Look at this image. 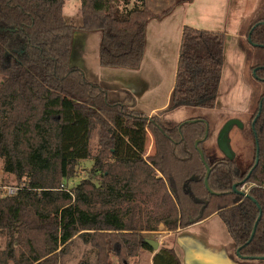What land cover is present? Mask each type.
Instances as JSON below:
<instances>
[{"label":"trees","instance_id":"trees-1","mask_svg":"<svg viewBox=\"0 0 264 264\" xmlns=\"http://www.w3.org/2000/svg\"><path fill=\"white\" fill-rule=\"evenodd\" d=\"M78 1L76 28L63 17L65 0H0V161L24 186L0 198V264H59L76 238L93 249L95 264H136L141 252L151 264H181L171 247L154 251L146 240L160 225L175 232L213 214L234 251L263 258L264 0L239 29L253 81L252 160L243 171L224 156L209 161L201 149L219 119L164 126L159 115L130 109L128 95L108 102L98 83L69 65L73 33L81 30L99 32L100 67L137 69L148 20L170 10L152 14L145 0ZM224 39L183 27L168 110L215 107ZM148 135L153 152L145 155ZM84 160L92 161L87 177L68 190Z\"/></svg>","mask_w":264,"mask_h":264},{"label":"rangeland","instance_id":"rangeland-1","mask_svg":"<svg viewBox=\"0 0 264 264\" xmlns=\"http://www.w3.org/2000/svg\"><path fill=\"white\" fill-rule=\"evenodd\" d=\"M68 1L72 0H67L66 2ZM131 2L132 0L129 6H131ZM261 2L262 0H257L255 3L254 0H145V6L150 12L157 13L169 9L173 11L172 16L174 19L180 25L183 24L184 27L224 33L222 73L215 107L212 110L198 107H179L168 110L170 106V91L175 79L174 61L171 66H166L163 74L160 73V70L159 74L157 71H153L148 84H144L143 88L141 85L140 89L135 90L134 101L131 98L129 104L130 109L143 114L144 117L150 118L159 115L160 121L164 126L170 123H184L193 118L213 119L214 117L219 119L213 133L201 144V149L209 161L223 156L216 144L219 130L229 120L238 121L242 127L232 126L227 133V140L233 159L242 171L248 167L252 160L249 125L251 114L249 108L252 103L253 81L249 63L246 59V51L243 49V46L246 47L245 39L240 37L239 29L244 21L254 15ZM67 22L72 23L76 28L80 27L79 12L76 13L72 20L67 19ZM99 39V32L74 31L69 65L81 69L89 81L98 75V71L104 70L105 73L100 78L99 85L105 90L107 101H126L125 99L129 95H125L119 89L123 85L135 87L136 82L142 83L140 72L131 69L125 70V74L121 73L120 75V81L115 77L114 69L100 67L98 64ZM159 57L161 59L164 58L162 53H159ZM152 152V138L148 135L145 155ZM91 166L92 161L90 160L79 161L73 177L67 181L66 188L69 190L85 179ZM158 177L155 176V178ZM3 185L13 186L15 185V180L13 176L2 171V162L0 161V186ZM1 197L3 195L0 191ZM207 224L210 226L217 224L221 230H225L218 216L213 217ZM205 228L206 230L202 229L200 231L207 233L209 227ZM165 231L167 230L161 225L158 226L157 231L151 233L150 239L157 241L159 246L163 244L174 250L175 237L164 238L167 235V233H163ZM225 234L227 233L225 232ZM4 245L5 238L0 235V249ZM147 254L146 252L140 253L135 259L136 264H150ZM59 264H95V253L82 239L76 238L70 248V252L60 257Z\"/></svg>","mask_w":264,"mask_h":264},{"label":"crops","instance_id":"crops-1","mask_svg":"<svg viewBox=\"0 0 264 264\" xmlns=\"http://www.w3.org/2000/svg\"><path fill=\"white\" fill-rule=\"evenodd\" d=\"M66 1L67 0H65L62 10L63 17L67 24H72L67 22V19L72 20L76 13L79 12V1ZM256 1L257 0H254V3ZM151 12L153 14L161 13ZM172 13L173 11H169L159 18H152L148 20L146 24L144 54L139 67L137 69H131L140 72L142 83L136 82L135 87L123 85L119 89V91L125 93V95H129L132 101H134L135 90L140 89L141 85L143 88L144 84H148L150 75L153 71H157L159 74L160 70V73L163 74L166 66H171L173 61L175 62L174 70L176 71L181 32L184 26L183 24L180 25L179 22L174 19ZM159 53H162L164 58L161 59ZM125 70L129 69H114L113 71L115 72L113 73L115 77L121 81L120 75L121 73L125 74ZM104 73V70H101V72L98 71V75L94 76V79H92L95 81L91 80V82L99 84L100 78ZM114 102L121 101H113L111 103ZM165 105L167 106V104ZM215 216L216 215L213 214L198 223L183 229H178L175 232H163L164 234L167 233L164 237L166 239L171 236L175 237V246H173V248L181 264H264V260H245L237 258L232 241L228 234H225L226 230H221L217 224L211 226L207 224ZM205 227H209V231L207 230V233H204V231L201 232L200 230L202 229L206 230ZM162 231L164 230L162 229ZM147 255L148 261L151 264L152 255L150 253Z\"/></svg>","mask_w":264,"mask_h":264},{"label":"water","instance_id":"water-1","mask_svg":"<svg viewBox=\"0 0 264 264\" xmlns=\"http://www.w3.org/2000/svg\"><path fill=\"white\" fill-rule=\"evenodd\" d=\"M259 109H260V106H259ZM256 117H258V114L256 115ZM256 121V118L252 121L251 123V126H253L254 122ZM232 126H237L238 128H241L242 125L236 121V120H229L227 121L223 126L222 128L219 130L218 134H217V138H216V144H217V148L219 149V151L222 153V155L228 159V160H232L233 159V156H232V153L229 149V145H228V140H227V133L229 131V129L232 127ZM207 137V128L205 130V134H204V139H206ZM198 145V142H195V147H197ZM257 152V151H256ZM198 153H199V157L201 159V161L203 162V164L205 165L206 167V176H205V179H204V186L206 188V190L211 193L209 187H208V183H207V178H208V175L210 173V169L208 168V166L206 165L204 159H203V154L201 151L198 150ZM257 165V159L255 160V163H254V166L253 168ZM252 168V169H253ZM251 169V170H252ZM250 170V171H251ZM250 173V172H249ZM249 173H248V176H249ZM247 176V177H248ZM236 189V186H233V190ZM235 192L237 194H240V195H243V196H246V194L242 191H237L235 190ZM260 220V213H259V216L257 217L255 223H254V227H253V230H252V233L250 235V239H252V237L254 236V232H255V227H256V224L258 223V221ZM146 243L154 250V251H157L158 250V247H159V243L157 241H154V240H151V239H147L146 240ZM240 248L236 249L235 253H236V256L237 258H240V259H245L244 257H241L238 252H239ZM245 260H252V259H245ZM256 260H264V257L263 258H258Z\"/></svg>","mask_w":264,"mask_h":264},{"label":"built area","instance_id":"built-area-1","mask_svg":"<svg viewBox=\"0 0 264 264\" xmlns=\"http://www.w3.org/2000/svg\"><path fill=\"white\" fill-rule=\"evenodd\" d=\"M24 188L23 185H13V186H0V191L2 192V195L5 197L7 196H13L15 195L19 190Z\"/></svg>","mask_w":264,"mask_h":264}]
</instances>
